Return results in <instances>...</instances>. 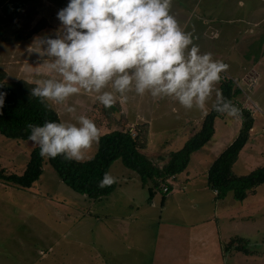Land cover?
<instances>
[{
    "label": "rangeland",
    "instance_id": "obj_1",
    "mask_svg": "<svg viewBox=\"0 0 264 264\" xmlns=\"http://www.w3.org/2000/svg\"><path fill=\"white\" fill-rule=\"evenodd\" d=\"M215 1H212L214 7L208 13L202 7L195 11L188 25L181 29L192 34L195 38L193 42L200 51L210 50L214 60L228 66L223 72L225 76L231 78L233 83L237 82L258 109V112L253 109L250 113L256 123L255 132L249 134V140L232 167L234 175L242 176L264 165V23L250 28L246 22L233 21L236 14L245 11L246 7H237V0ZM66 2L31 0L22 13L31 12L32 24L44 19L48 27L28 40L15 42L11 39L12 33L18 29L16 24L6 29L7 40L0 39V69L5 71L6 80H24L33 84L34 80L50 75L39 66L40 61L33 52L38 50V44L34 42L54 34L59 27L56 13ZM181 2L171 0L170 14L174 18L180 16L182 8L177 5ZM244 2L246 6L253 4L250 0ZM255 65H259L254 70L255 74L248 75L244 82ZM256 85L259 87L258 95L251 92ZM128 95L126 103L117 102L119 114H112L108 118L104 116L95 94L81 93L71 97L68 103L76 108L75 115H84L95 123L98 136L123 127L131 128L136 123H147V145L142 154L154 161L159 159L162 163L181 149L193 134H190L191 124L193 128L196 126V131L199 129L204 114L211 107L209 102L204 109L185 110L170 98L154 101L147 94ZM244 99L242 95L238 97L243 108L247 106L243 103ZM51 108L60 122L75 123L62 107L53 105ZM198 111L200 117H186L188 112L196 115ZM184 118H192L189 120L191 124L185 125ZM215 130L213 140L192 157L189 171L198 173L203 167H209L214 161H209V156L213 157L217 149L237 135L239 121L228 120L224 126L218 123ZM214 139L217 142H213ZM35 147L28 140L7 139L0 135V169L11 174H22L28 156ZM95 151L96 142L85 153L87 159ZM185 171L188 172V169ZM108 173L115 178L116 186L110 195L100 200H92L67 188L45 158L41 176L31 188L20 189L0 182V264H89L94 263L93 260L97 264H125L114 262L119 259L118 253L115 254L116 259L113 255L112 258L106 257L104 249L99 251V245L112 251H126L123 258H126V264H130V252L133 253V250L112 248L116 234L123 230L129 232L122 236L121 246L132 245L128 242L138 240L141 234L142 249L147 251L149 243L155 240L154 217L157 216V209L147 204L151 182L147 181L143 187L138 176L124 168L118 160L111 164ZM166 183L170 185L169 181ZM160 190L154 192L157 199ZM228 201L225 207L231 211L228 215H231L232 221L218 220L221 236L224 240L230 236L247 240V249L251 252L249 260L234 252L227 255L226 260L231 258L228 264H264V183L243 201L232 198ZM148 217L153 219L150 226H141L148 222ZM227 228L229 231H224ZM87 244H94L95 247L88 248L85 246Z\"/></svg>",
    "mask_w": 264,
    "mask_h": 264
},
{
    "label": "clouds",
    "instance_id": "obj_2",
    "mask_svg": "<svg viewBox=\"0 0 264 264\" xmlns=\"http://www.w3.org/2000/svg\"><path fill=\"white\" fill-rule=\"evenodd\" d=\"M170 7L171 0H67L57 11L58 29L35 41L38 50H33L50 75L34 80L30 96L46 108L62 107L75 123L28 124L27 140L40 157L87 159L98 129L68 103L81 93L95 94L105 109L126 103L134 93L154 101L170 98L185 110L204 109L210 102L212 111L240 118V110L215 87L228 66L201 53ZM4 97L0 92V108ZM114 182L106 172L97 186Z\"/></svg>",
    "mask_w": 264,
    "mask_h": 264
},
{
    "label": "trees",
    "instance_id": "obj_3",
    "mask_svg": "<svg viewBox=\"0 0 264 264\" xmlns=\"http://www.w3.org/2000/svg\"><path fill=\"white\" fill-rule=\"evenodd\" d=\"M31 0H0V39L6 41V29L16 24L18 28L11 35L15 42L28 40L33 35L48 27L44 19L32 24L31 12H23ZM34 84L24 80H6V73L0 69V92L5 93L4 105L0 108V135L7 139L27 140L28 124L42 125L45 121H59L56 112L46 108L38 99L30 96V89ZM222 95L231 101L239 110V130L234 140L214 159L207 170L206 185L216 192L217 199L230 196L233 200L243 201L254 193L255 189L264 183V165L257 167L250 173L236 176L232 167L249 140L254 119L238 102L239 91L228 76L221 73V80L217 84ZM102 112L106 118L112 114H119V106L115 103L111 108ZM225 115L210 109L204 114L200 127L185 142L183 147L172 153L166 163L155 166L142 151L146 149L148 124L140 122L130 127L110 131L98 136L96 151L81 162L66 161L61 156L45 158L56 173L58 179L73 192L85 195L92 200L107 197L114 190L115 182L104 188L97 185L104 173L115 161L133 171L144 187L151 182L148 189L149 196L167 179L185 171L191 155L203 148L212 138L214 121ZM43 159L39 155V148L35 147L29 154L25 168L20 175L7 173L0 169V182L20 188L28 189L39 179L42 173ZM163 188V187H162ZM162 194H166L162 189ZM168 191V189H167ZM248 241L241 237H231L223 243V252H234L244 256L250 255L247 249Z\"/></svg>",
    "mask_w": 264,
    "mask_h": 264
},
{
    "label": "crops",
    "instance_id": "obj_4",
    "mask_svg": "<svg viewBox=\"0 0 264 264\" xmlns=\"http://www.w3.org/2000/svg\"><path fill=\"white\" fill-rule=\"evenodd\" d=\"M180 1L182 2L177 6L180 9L182 8V11L179 12L180 16L175 18L178 20L177 22L182 28H184L185 25H188L189 18L200 7H202L206 13H208V11H210L216 3L215 0ZM212 1H215L214 4ZM244 1L247 0H237V7L246 8L245 11L242 10L241 12L237 13L236 17H234L235 20L233 19V21L239 22L241 20L246 22L250 28H255L262 22L264 23V0H250L253 2L251 6H246V2ZM205 2L207 3L206 5ZM250 24L252 26H250ZM205 52L211 53V51L208 49L201 51V53ZM257 66L259 65H255L254 69L251 68V71L246 75L244 82L246 81L248 75L252 76L255 74L254 70L257 68ZM258 90L259 87L256 85L253 87L251 92L254 95H258ZM262 105L264 106V101ZM187 116H191L193 118L200 117V112H196V115L188 112V114H186V117ZM190 119L192 118H189L188 120L184 118V124L190 125ZM228 120L235 119L224 116L214 121V133L209 142H211L215 136L216 125L219 123L224 126ZM195 128L196 126L193 128V125H190V134L196 131L197 128ZM255 128L256 123L254 120L250 133L255 132ZM234 138L229 139L222 148L217 149L216 152L212 154L213 157L209 156L208 160L211 161L212 159H215L234 140ZM216 140L217 139H214L213 142H217ZM197 152L198 151L194 152L190 157L188 166L185 169H188V172L183 171L178 175L170 177L166 180V182H170V185L165 182V184L160 187V189H162V187H166L168 189L166 194L163 195L161 192H159L160 195L158 199L154 192V194L150 196L148 195L147 204H150L152 208L157 209V216L154 217V220L156 221L154 227L155 240L149 243L147 251L142 249L143 235L139 234L138 240H131L128 242L133 246H126L127 244L121 246L120 241L122 236L126 235V233L129 231L123 230L121 233L117 231L118 233L116 234V237L113 241L112 248L117 247L120 249L124 247L125 249L129 248L130 250H133V253L130 252V264H228L229 260H231V258L226 260V257L227 255H231L233 252L225 253L222 249L223 243L229 238L224 240L223 236H221V229L218 222V220L232 221L231 215H228V213L231 211L225 207L226 204H229L230 201L228 200H230L231 197L228 195L224 199H217L214 191L207 187L206 174L209 168L208 166L203 167L198 171V173L189 171L190 161ZM149 160L158 167L164 164L159 159H157V161L151 159ZM143 219H146V215L143 217ZM152 220L153 219L148 217V222L143 223L141 226L149 227V223L152 222ZM224 231H229V228L224 229ZM85 246L88 248L89 246H91V248L95 247L94 244H87ZM99 246V251L104 249L103 251L106 257L112 258L113 255L115 258V254H119L118 261L115 260L114 262L127 263L126 258H123V256L126 254V251H112L109 247L105 248L104 246ZM242 256L243 258H246L245 260H249V255ZM95 257H97L96 254ZM93 262L94 263L89 264H97L95 260H93Z\"/></svg>",
    "mask_w": 264,
    "mask_h": 264
},
{
    "label": "built area",
    "instance_id": "obj_5",
    "mask_svg": "<svg viewBox=\"0 0 264 264\" xmlns=\"http://www.w3.org/2000/svg\"><path fill=\"white\" fill-rule=\"evenodd\" d=\"M234 85H235V87L238 89V91H239V96H244V101H243V103H246L247 104V106L244 108L246 111H248V112H252V110L254 109V110H256V106L249 100V98L248 97H246L245 96V92H244V90H243V88L237 83V82H235L234 81ZM249 103V104H248ZM242 104V103H241ZM250 104L252 105V107L250 106ZM258 110V109H257ZM256 110V111H257ZM258 112V111H257ZM262 130H264V128L262 129ZM162 191L163 192H167V188L166 187H163L162 188ZM214 193L216 194V192L214 191Z\"/></svg>",
    "mask_w": 264,
    "mask_h": 264
}]
</instances>
